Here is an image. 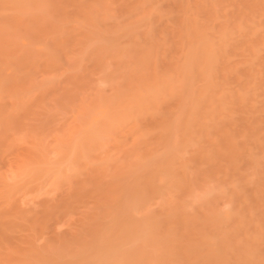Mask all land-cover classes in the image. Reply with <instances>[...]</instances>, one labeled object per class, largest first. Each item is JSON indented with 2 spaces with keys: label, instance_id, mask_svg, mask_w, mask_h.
I'll use <instances>...</instances> for the list:
<instances>
[{
  "label": "rangeland",
  "instance_id": "rangeland-1",
  "mask_svg": "<svg viewBox=\"0 0 264 264\" xmlns=\"http://www.w3.org/2000/svg\"><path fill=\"white\" fill-rule=\"evenodd\" d=\"M120 261L264 264V0H0V264Z\"/></svg>",
  "mask_w": 264,
  "mask_h": 264
},
{
  "label": "bare ground",
  "instance_id": "bare-ground-1",
  "mask_svg": "<svg viewBox=\"0 0 264 264\" xmlns=\"http://www.w3.org/2000/svg\"><path fill=\"white\" fill-rule=\"evenodd\" d=\"M144 255H145V254H144ZM160 255H161V254H160ZM147 257H148V256H147ZM149 258H150V257H149ZM161 258H162V257H161ZM161 258L158 257V259H161ZM100 259H101V258H100ZM98 260H99V259H98ZM102 260H103V259H102ZM66 262H67V261H66ZM96 262H97V261H96ZM98 262H99V261H98ZM100 262H101V260H100ZM120 262H121V261H120ZM120 262H119V263H120ZM123 263H124V262L122 261L121 264H123ZM146 263H147V262H146ZM76 264H78V263H76ZM99 264H100V263H99ZM117 264H118V263H117ZM125 264H126V263H125ZM131 264H133V263H131ZM155 264H156V263H155Z\"/></svg>",
  "mask_w": 264,
  "mask_h": 264
}]
</instances>
